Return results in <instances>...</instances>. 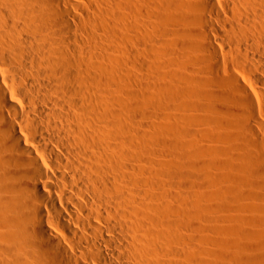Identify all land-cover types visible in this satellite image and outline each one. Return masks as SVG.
<instances>
[{
  "label": "bare ground",
  "instance_id": "bare-ground-1",
  "mask_svg": "<svg viewBox=\"0 0 264 264\" xmlns=\"http://www.w3.org/2000/svg\"><path fill=\"white\" fill-rule=\"evenodd\" d=\"M0 264H264V0H0Z\"/></svg>",
  "mask_w": 264,
  "mask_h": 264
}]
</instances>
